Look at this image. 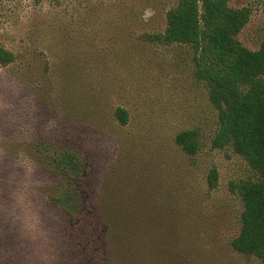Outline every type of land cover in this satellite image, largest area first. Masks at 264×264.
<instances>
[{"label": "rangeland", "instance_id": "rangeland-1", "mask_svg": "<svg viewBox=\"0 0 264 264\" xmlns=\"http://www.w3.org/2000/svg\"><path fill=\"white\" fill-rule=\"evenodd\" d=\"M176 2L0 0V46L16 58L0 68V235L12 238L3 261L50 264L42 240L48 179L30 159L44 141L48 151L80 149L88 197L114 198L135 228L159 233L167 264H261L230 246L241 205L228 186L250 171L229 149L211 147L217 111L194 78L192 51L149 39L163 33ZM228 6L251 10L236 40L258 50L261 0ZM118 108L126 125L114 116ZM191 129L199 149L188 157L174 137Z\"/></svg>", "mask_w": 264, "mask_h": 264}, {"label": "trees", "instance_id": "trees-1", "mask_svg": "<svg viewBox=\"0 0 264 264\" xmlns=\"http://www.w3.org/2000/svg\"><path fill=\"white\" fill-rule=\"evenodd\" d=\"M229 1L177 0L166 12L163 33L149 39L190 47L194 78L204 84L208 101L217 111L211 147L229 149L250 171L247 178L228 186L241 205L239 232L230 241L231 249L264 264V39L256 51L241 46L236 36L248 22L251 10L231 8ZM261 2L264 14V0ZM15 59L0 46V68ZM114 116L120 125L127 124L123 109H116ZM174 144L193 157L199 149V133L196 129L181 131L175 135ZM60 147L53 145L48 151L47 143L38 141L30 158L39 176L48 179L43 220L49 231L42 239L47 244V261L167 264L159 233L135 228L131 217L116 211L114 198L88 197L83 190L88 166L85 154L66 145ZM207 185L210 190L217 186L215 168L207 174ZM11 242V235H0V264H16L8 255L3 261V250H9Z\"/></svg>", "mask_w": 264, "mask_h": 264}]
</instances>
